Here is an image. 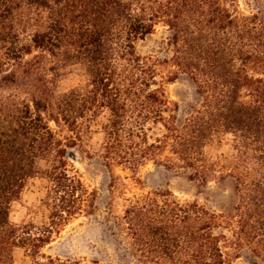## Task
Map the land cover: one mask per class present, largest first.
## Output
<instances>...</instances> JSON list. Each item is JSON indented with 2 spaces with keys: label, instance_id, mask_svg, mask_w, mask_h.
Segmentation results:
<instances>
[{
  "label": "trees",
  "instance_id": "16d2710c",
  "mask_svg": "<svg viewBox=\"0 0 264 264\" xmlns=\"http://www.w3.org/2000/svg\"><path fill=\"white\" fill-rule=\"evenodd\" d=\"M233 2L0 0V264H13L16 248L31 264H99L42 250L70 221L94 215L96 194L67 157L90 155L83 136L102 114L107 168L151 163L224 194L214 207L168 190L124 199L119 214L111 203L104 221L117 245L142 264H264V0L247 14ZM159 24L169 57L141 55L137 44ZM67 65L83 69L85 91L58 92ZM163 75L192 86L183 110L166 99ZM227 136L229 154L208 157L206 146ZM39 173L49 181L46 221L14 227L10 204ZM124 186L113 180L112 194Z\"/></svg>",
  "mask_w": 264,
  "mask_h": 264
},
{
  "label": "rangeland",
  "instance_id": "374dc122",
  "mask_svg": "<svg viewBox=\"0 0 264 264\" xmlns=\"http://www.w3.org/2000/svg\"><path fill=\"white\" fill-rule=\"evenodd\" d=\"M233 1L236 9L243 14L255 9L253 0ZM167 36V29L159 24L152 36L137 44V51L143 56L167 58L169 52L163 44ZM60 71L59 93L70 90L85 91L87 79L79 65H67ZM160 72L166 76L167 68L160 69ZM162 89L166 99L171 103L176 102L182 110L194 97L192 86L183 78L173 83L166 82L164 79ZM104 122L105 114H102L90 123V131L83 136L84 148L90 155H86L80 148H75L67 157L69 169L75 177L85 188L96 194L94 215L77 217L70 221L42 250V253L62 259L97 261L99 264H142L132 258L109 236L104 221L109 204L112 203L114 213L119 214L124 205V199H130L132 196L151 190H168L179 202L197 199L201 203L214 207L223 201L224 194L215 183L200 190L180 173L154 167L151 163L140 167L134 173L122 167L107 168L98 152L103 141L101 125ZM230 142L231 138L227 136L221 143L206 146L205 153L212 159L225 157L230 152ZM48 165L49 163L45 161L38 162L40 170L46 169ZM134 178L138 182L133 183ZM113 180L125 184L120 194L116 192L112 194ZM48 187L49 181L41 173L25 182L20 195L11 202L9 207V222L12 226L20 228L32 224L39 227L45 223L47 215L45 195ZM12 259L13 264L32 263L30 255L20 248L13 250ZM232 264L245 263L243 260H233Z\"/></svg>",
  "mask_w": 264,
  "mask_h": 264
}]
</instances>
